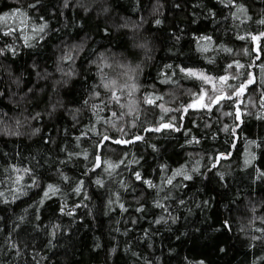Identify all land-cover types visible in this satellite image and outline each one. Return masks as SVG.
I'll use <instances>...</instances> for the list:
<instances>
[{"label":"trees","instance_id":"1","mask_svg":"<svg viewBox=\"0 0 264 264\" xmlns=\"http://www.w3.org/2000/svg\"><path fill=\"white\" fill-rule=\"evenodd\" d=\"M236 5L247 10L240 19L232 15ZM13 12L27 13V23L13 18L0 24V190L9 201L0 202V264H264V176L257 178L264 173V118H257L264 114V24L259 23L264 0H69L67 8L64 0H0V16ZM42 23L48 27L37 34L34 26ZM9 28L12 34L4 35ZM25 36L34 37L31 47ZM200 36L212 38L206 53L197 50ZM221 46L232 52L220 51ZM235 61L245 65L244 75L229 83H241L248 73L254 78L240 97L239 121L222 115L234 111L225 102L211 113L190 109L165 115V123L176 117L179 132L145 131L160 126L161 116L159 108L143 103L145 95L162 96L157 103L175 110L192 100L190 92L200 91V82L183 78L177 65L217 77ZM229 71L235 74V68ZM130 76L139 87L131 98L138 101L133 113L112 118L113 128L104 123L111 112L127 113L113 103L97 123L91 105L99 99L93 93L99 91L105 101L108 95L101 77L118 87L130 83ZM168 76L173 82L164 83ZM127 101L122 95L121 103ZM225 124L229 132L222 131ZM93 126L96 132L90 131ZM104 135L110 139L103 141ZM137 135L143 140L113 142ZM192 136L200 143L188 144ZM85 151L87 160L82 154L68 157ZM97 156L102 166L88 171ZM121 160L125 163L111 176L103 170L104 161ZM12 165L32 169L39 182L15 201L8 192L14 187ZM182 166L192 180L177 177L173 185L183 186L168 185L159 193L133 176L139 171L142 180L159 186ZM80 180L83 188L76 194ZM23 183L31 180L25 176ZM48 184L60 191L41 205ZM116 194L127 212L109 204ZM166 195L169 199H162ZM157 200L167 212L155 206Z\"/></svg>","mask_w":264,"mask_h":264},{"label":"snow or ice","instance_id":"2","mask_svg":"<svg viewBox=\"0 0 264 264\" xmlns=\"http://www.w3.org/2000/svg\"><path fill=\"white\" fill-rule=\"evenodd\" d=\"M221 3H224V0H221ZM234 0H228V4H233ZM69 4V0H64V6L65 8L68 7ZM30 7L35 8L36 5H30ZM237 11L232 13V15L234 16L235 19H240V14H246V9L242 6V5H236ZM212 15H215V13H212ZM13 18H17V19H21V22L23 23H27V13L24 12H13L11 14L5 13L4 15L0 16V24L2 25H7L8 22L10 20H12ZM247 19H251V17H246ZM41 19H43L41 17ZM156 24H160L161 21L159 19H157L155 21ZM260 24H264V19L259 21ZM48 27L47 23H42L41 25H39L38 27L34 26V32L38 33H43L45 31V29ZM14 30L9 28V31L4 32V35H11L12 32ZM261 36H264V33H261ZM34 37L32 36H25V44L28 45L29 47H31V45L29 44V40L33 39ZM43 38V37H41ZM241 40L246 39L245 36H240L238 37ZM252 40H257L259 39V37L257 36H250L249 37ZM179 39V38H177ZM197 40V50L200 51L201 53H206L210 50L211 45H212V38L210 36H200V37H196L195 38ZM201 41H206V44L201 43ZM8 50L12 51L14 53V49L11 46H8ZM220 51L223 52H227V53H231L232 49L227 48V47H223L221 46V48L219 49ZM4 49H0V54H3ZM66 60H71L72 57H66ZM209 63H214V60L209 59L208 61ZM108 65H103L101 66V71H103V67H107ZM166 67L168 69H172V76H174L176 74V69L173 68L172 65H166ZM179 69V72L183 74V78L186 79H194L200 82V91L198 93H191L190 95L192 96V100L187 104L182 106V108H178V109H171L168 107H165L163 103H157V101H162L163 97L162 96H151V95H145L143 97V103L147 104V105H154L155 107L159 108L161 111V116H160V126L154 128V129H145V131H156L159 132L161 131L162 128H170L174 131H181L180 127H176L174 121L176 120L175 116H171L169 117L170 122L165 123L164 122V117L165 115H167L170 112L173 111H177V112H181L183 114H187L189 112V110H202V111H206L208 113H211L213 108H216L217 111H219L221 108L224 107L225 102H230L229 106L234 108V111H225L222 113L223 116H229V117H233L234 120L239 121L240 120V116H241V111L239 108V103L240 101V97L243 95V93L245 92V90L247 89V87L249 85H251L252 83H254V78L252 76L251 73H248L246 76H244V80L239 83V84H234V83H229L230 80L232 81H236L239 80L241 76L244 75V73L241 72V69L245 68L244 64L239 63L238 61H235L233 63H229L226 65L225 68V74L223 75H219L217 77H213L212 75L207 74L206 72H204L203 70H195L193 68H185V67H180L179 65L176 66ZM250 67V66H249ZM235 68V74H232L229 70ZM128 80L130 81V83H125L122 85H119L117 87L116 85V81H105L103 77H101V85H102V89L105 91L107 95V100L105 101V99L101 98V93L99 91H94L93 96L95 98L99 99V103H95L91 105V111L93 112V114L96 116V122L100 123L101 120L103 119L100 116V112L104 111V108L107 107L108 105H111L113 103H115L116 105H118V107L120 109H127V113L125 112H121L120 116L117 117V113L115 111L111 112V115L109 117L108 120H104V123L106 124H111V126L113 128L116 127V123L112 118H116V119H123L125 115H131L133 113V105L137 104L138 101L131 99L132 97H134L135 93H137L139 91V87L135 82V78L133 76L128 77ZM164 83H171L172 78L171 76H168L164 81ZM211 86L210 88L206 87V86ZM219 85V86H217ZM229 91L231 92V95H229ZM118 92L120 94H118ZM211 93V94H209ZM125 96L128 98V101L126 103H121V96ZM206 101V102H205ZM89 101L85 100L84 104L88 105ZM261 106L264 107V100H261ZM37 116H39V113H37ZM183 118V115L181 117V119ZM259 118H264V114H261L257 117ZM73 119H75V117H73ZM132 126L135 127V121L132 122ZM182 127V125H181ZM235 127H233L231 129L232 133H235ZM90 131L92 132H96V128L95 126H93ZM117 131L121 132V133H125V130L123 127H120L117 129ZM222 131L224 132H229V126L227 124H225L222 128ZM186 136L189 134V131H185L184 133ZM77 141L80 140V137H76ZM110 139L109 136L104 135L102 136V140L103 141H108ZM143 140V136H134V138L132 139H118L113 141L114 143L117 144H132L135 143L136 141H140ZM188 144H199L200 141L198 139H196L195 136H192L191 139H189L187 141ZM249 145H255L256 147H259V144H257L255 141H250ZM97 147H100V145L98 144ZM154 147V146H153ZM83 155L84 159L87 160L88 159V153L85 151L83 153H78V154H73V153H68V157L69 159L72 158L73 155ZM226 158V157H225ZM255 159V156H251L250 159H246L245 160V164L246 165H250L252 163V160ZM60 163H65L64 161H60ZM104 165H106V167L103 168V170L105 172L108 173L109 176L112 175V173L120 167L121 164H124L125 161L121 160L119 164H113L110 161H104L103 162ZM129 164L131 163H139V161H128ZM198 163V162H197ZM102 166L101 164V159L99 156H97L95 158V163L92 169H89L88 171H94L96 168H100ZM162 168H166V166H161ZM213 167H215V164H213ZM9 171V170H6ZM10 171L12 173H14L15 175L10 177V181L11 183L14 185L13 188L8 189V192L11 194L12 200L15 201L16 199H18L20 196H25L27 195V191L26 189H30V188H34V187H39V182L37 180L36 175L33 173L32 169L28 168V167H24V168H18L15 165H12L10 168ZM193 172H199V168L198 167H194L192 168ZM25 176H27L30 180L31 183H23ZM133 176L135 178L136 181H142L145 185H147L148 188H154L157 189L158 193L164 191V187L168 186V185H172L174 187H181L183 186L182 184H176L173 185V182L176 180L177 177H182L183 180L188 181V180H192V175L189 174L187 166H182L180 168L175 169L172 174L170 176L162 177L161 178V184L158 186L157 184H154L151 180H147V179H143L142 180V176L140 174L139 171H136L133 173ZM260 176H264V173H260L258 175L257 178H260ZM60 177L63 181H68L69 177L67 175H64L63 173L60 174ZM222 178V177H221ZM0 183H3V181H0ZM95 183L101 187L104 186V181L102 179H97L95 181ZM83 184L84 181L80 180L77 183V186L75 188H73V192H75L76 194H79L82 191L83 188ZM121 186L125 188V190H127V186L123 184V182H121ZM60 191V189L58 187H56L53 184H48L46 186V190L43 192V198L40 200V204L42 205L44 203V200L46 199H50L51 196H55L58 192ZM119 195L116 194V199L115 201L113 200H109V204L111 205L112 203H117L119 208L124 211L127 212L128 209L125 208L123 203H119ZM162 199L167 200L169 199V196L166 195L164 196ZM0 202L3 203H8V199L6 197V193L4 190H0ZM180 204H183L184 201L181 200L179 201ZM156 207L163 209L165 212L168 211L167 207L165 206L164 203H162L160 200L156 201ZM77 207H79V205H77ZM61 211H64V208L61 209ZM74 211V210H72ZM72 211H69L67 214L68 215H72ZM137 212H142L143 208H137L136 209ZM170 215V213H169ZM21 219H23L21 217ZM164 220V217H161L160 219L156 220L155 223L159 224L161 223V221ZM167 221H165L166 223ZM259 231V230H258ZM55 234V232H53V235ZM147 234V233H146ZM253 239H259V237H253ZM12 248H16L17 245L15 243L11 244ZM201 264H203V262H201Z\"/></svg>","mask_w":264,"mask_h":264},{"label":"water","instance_id":"3","mask_svg":"<svg viewBox=\"0 0 264 264\" xmlns=\"http://www.w3.org/2000/svg\"><path fill=\"white\" fill-rule=\"evenodd\" d=\"M223 155H224V157H226V158H230V155H229V154H224V153H223Z\"/></svg>","mask_w":264,"mask_h":264},{"label":"rangeland","instance_id":"4","mask_svg":"<svg viewBox=\"0 0 264 264\" xmlns=\"http://www.w3.org/2000/svg\"><path fill=\"white\" fill-rule=\"evenodd\" d=\"M218 86V85H217ZM206 87H208V88H210L211 86L209 85V86H206ZM210 94V93H209ZM206 102V101H205Z\"/></svg>","mask_w":264,"mask_h":264}]
</instances>
